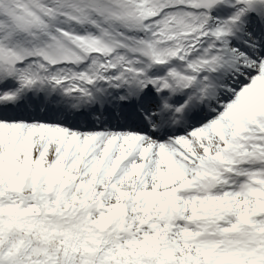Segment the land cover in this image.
I'll list each match as a JSON object with an SVG mask.
<instances>
[{
	"label": "snow or ice",
	"instance_id": "1",
	"mask_svg": "<svg viewBox=\"0 0 264 264\" xmlns=\"http://www.w3.org/2000/svg\"><path fill=\"white\" fill-rule=\"evenodd\" d=\"M0 264H264V0H0Z\"/></svg>",
	"mask_w": 264,
	"mask_h": 264
}]
</instances>
